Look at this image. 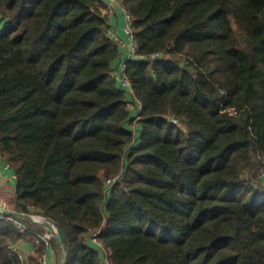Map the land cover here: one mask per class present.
I'll return each instance as SVG.
<instances>
[{"label": "trees", "instance_id": "1", "mask_svg": "<svg viewBox=\"0 0 264 264\" xmlns=\"http://www.w3.org/2000/svg\"><path fill=\"white\" fill-rule=\"evenodd\" d=\"M123 3L139 118L112 75L124 55L104 0H0L12 205L63 226L66 264H103L88 238L101 226L112 264H264V0ZM159 51L168 58L150 57ZM12 218L0 217V264H39L46 230ZM25 240L28 261L11 247Z\"/></svg>", "mask_w": 264, "mask_h": 264}, {"label": "built area", "instance_id": "2", "mask_svg": "<svg viewBox=\"0 0 264 264\" xmlns=\"http://www.w3.org/2000/svg\"><path fill=\"white\" fill-rule=\"evenodd\" d=\"M104 7L103 12L107 16L108 19V35L112 39L113 43L123 49V60L120 62L119 66H115L112 72L113 77L115 78L116 82L123 87H125L134 97L133 104L134 111H136V116L139 118L140 110L143 107V103L141 100L137 99L134 96V90L132 88L131 79L124 73L126 68V61L141 56L138 52L139 43L137 41L135 30L133 27V15L131 11L124 5L123 0H104ZM121 13L122 15V33L119 32L118 26L120 24V18L117 15ZM152 59H167L168 55L164 52H154L150 54ZM129 105V106H130ZM170 120L174 123H180L178 117L175 114H171L169 116ZM0 159H3V155L0 152ZM263 160V170L262 176L264 177V156H262ZM119 175L110 177L106 179L107 188L110 187L117 182ZM32 209V206H29ZM31 213V212H30ZM36 214V213H33ZM36 216L44 217L42 215L36 214ZM1 217V215H0ZM13 221L21 226L23 229H27V226L16 217L12 218ZM103 231L102 226L94 229H89L88 238L91 243L97 248L103 257V264H112L111 260L109 259L108 250L104 247L100 235ZM53 236L49 232L45 231L44 233L37 232L36 233V244L44 246L45 250L38 255L39 264H52L50 260V253L53 250ZM13 250L24 259L23 252L20 247V243L12 245Z\"/></svg>", "mask_w": 264, "mask_h": 264}, {"label": "water", "instance_id": "3", "mask_svg": "<svg viewBox=\"0 0 264 264\" xmlns=\"http://www.w3.org/2000/svg\"><path fill=\"white\" fill-rule=\"evenodd\" d=\"M7 214L12 217L24 219L30 223L44 228L52 234L58 248V264H66L69 257V244L67 233L63 226L49 217H39L30 212H22L17 209L8 207L6 204L0 203V215Z\"/></svg>", "mask_w": 264, "mask_h": 264}, {"label": "crops", "instance_id": "4", "mask_svg": "<svg viewBox=\"0 0 264 264\" xmlns=\"http://www.w3.org/2000/svg\"><path fill=\"white\" fill-rule=\"evenodd\" d=\"M120 18V24L118 26V30L122 33V15L119 13L117 15ZM120 64H115V66H119ZM16 185H17V175L14 170H12L9 163H6L4 158L0 159V202L5 203L4 201H11L8 200V196L10 195L11 198L16 193ZM7 198V199H6ZM20 247L24 255V259L26 261L29 260L30 257L36 255V245L29 240H25L20 242ZM50 260L51 263L54 264L55 262V251H51L50 253Z\"/></svg>", "mask_w": 264, "mask_h": 264}, {"label": "rangeland", "instance_id": "5", "mask_svg": "<svg viewBox=\"0 0 264 264\" xmlns=\"http://www.w3.org/2000/svg\"><path fill=\"white\" fill-rule=\"evenodd\" d=\"M2 27V25L0 24V28ZM130 108H131V110H133L134 111V109L135 108H133V104H131L130 106H129ZM136 112V111H135ZM137 113V112H136ZM136 115V114H135ZM260 159L262 160V156L260 157ZM262 166H263V160H262ZM262 170H263V168L261 167L260 168V180H261V182L264 184V177L262 176ZM15 196V195H14ZM13 196V197H14ZM12 197V198H13ZM8 200H11L12 201V198H11V196L9 195L8 197ZM6 198V199H7ZM9 202V201H4L5 203H3V204H6L8 207H10V208H13V209H15L14 208V205H12V202ZM36 243V242H35ZM12 247V246H11ZM13 249V248H12ZM14 251V250H13ZM15 252V251H14ZM16 253V252H15ZM57 257H58V255H57V253L55 252V262H54V264H57Z\"/></svg>", "mask_w": 264, "mask_h": 264}, {"label": "bare ground", "instance_id": "6", "mask_svg": "<svg viewBox=\"0 0 264 264\" xmlns=\"http://www.w3.org/2000/svg\"><path fill=\"white\" fill-rule=\"evenodd\" d=\"M1 203V202H0Z\"/></svg>", "mask_w": 264, "mask_h": 264}]
</instances>
